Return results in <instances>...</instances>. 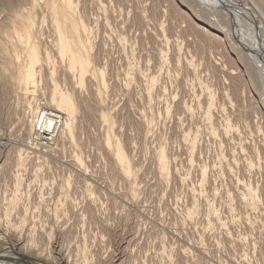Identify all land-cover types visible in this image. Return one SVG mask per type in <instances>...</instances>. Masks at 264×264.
<instances>
[{"label":"rangeland","instance_id":"rangeland-1","mask_svg":"<svg viewBox=\"0 0 264 264\" xmlns=\"http://www.w3.org/2000/svg\"><path fill=\"white\" fill-rule=\"evenodd\" d=\"M52 1L0 0V232L48 264H264V86L244 28L216 0H72L58 19ZM243 1L264 29V0ZM52 93L68 134L42 114Z\"/></svg>","mask_w":264,"mask_h":264},{"label":"bare ground","instance_id":"bare-ground-1","mask_svg":"<svg viewBox=\"0 0 264 264\" xmlns=\"http://www.w3.org/2000/svg\"><path fill=\"white\" fill-rule=\"evenodd\" d=\"M222 2L223 4H226L225 6H228L229 8L232 9L235 25L236 26L240 25L242 28H244L245 31H242L243 34H239L241 36H239L237 40L244 47L247 60L250 61V64L251 62L255 63L254 68L252 67V69L255 72L254 74H256L258 78L261 79L262 85L264 86V29L262 25L260 24L259 19L255 15L254 11H252L250 7L243 0H222ZM213 3H217L219 5L218 0L214 1ZM50 6L53 9V15L55 16V19H58L55 14V12L57 11L63 10V11L72 12L74 10V7L72 6V0H53L50 3ZM241 27L239 28L241 29ZM66 37L67 36L64 35V33L62 32L59 33L58 54L60 55L62 59L64 58L67 59V66L70 70H75V69L79 70L80 74L82 75L89 70L88 69V64H89L88 57L82 56L79 50L76 48L75 44L70 39H67ZM252 56H253L254 61L251 60ZM260 56L263 58H261ZM29 57L30 59L28 60V65L26 67L25 74L23 75V79L25 83L28 85L32 83V81H30V78L33 74V67H34L33 65L35 61H37V57L34 53H32ZM32 79L33 77L31 78V80ZM27 87L28 88L30 87L32 89L33 86L29 85ZM50 102L54 105V109L56 111V113L54 112V115L57 113H60L57 115L58 117H61L60 127H64L65 133L68 134L69 132L68 129L70 128V123H71V114L73 113V110H74L73 106L71 105L67 97H63L60 95L59 97L58 96L56 97L54 93H52ZM27 105H28L27 107L29 108L30 101H28ZM42 114L45 118H48V116H45L43 112ZM45 120L46 119L42 118L43 123H45ZM122 165H124V163H122ZM13 251L21 255H26L25 253L26 251L22 252L16 249L12 241H10L9 238L7 237L6 232H0V264H23L20 262H10L9 260L5 259L6 257L16 258L17 256L13 253ZM38 261L42 262L43 264H48L47 262H44L41 260H38Z\"/></svg>","mask_w":264,"mask_h":264},{"label":"water","instance_id":"water-1","mask_svg":"<svg viewBox=\"0 0 264 264\" xmlns=\"http://www.w3.org/2000/svg\"><path fill=\"white\" fill-rule=\"evenodd\" d=\"M218 3H219V6L221 7V9L228 12L229 17L231 19V23H232L233 27H235V21H234V15H233L232 9L229 8L228 6H225L223 4L222 0H218ZM261 58H263V57H261ZM13 253L17 256L16 258L15 257H6L5 259L9 260L10 262H20L23 264H43L42 262L38 261L35 258L26 256V255H21V254L15 253L14 251H13Z\"/></svg>","mask_w":264,"mask_h":264},{"label":"built area","instance_id":"built-area-1","mask_svg":"<svg viewBox=\"0 0 264 264\" xmlns=\"http://www.w3.org/2000/svg\"><path fill=\"white\" fill-rule=\"evenodd\" d=\"M43 111H44L43 113L45 114V116L55 118L56 121L58 122V124H60V120H61V119H60L59 117H56L57 115H53L54 112L50 111V109H48V108H44ZM51 113H52V115H51Z\"/></svg>","mask_w":264,"mask_h":264}]
</instances>
